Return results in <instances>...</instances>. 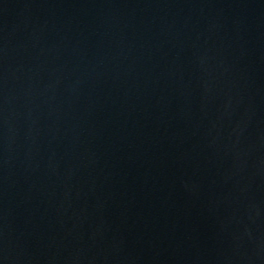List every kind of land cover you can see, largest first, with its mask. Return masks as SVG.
<instances>
[{"label":"water","instance_id":"water-1","mask_svg":"<svg viewBox=\"0 0 264 264\" xmlns=\"http://www.w3.org/2000/svg\"><path fill=\"white\" fill-rule=\"evenodd\" d=\"M0 264H264V0H0Z\"/></svg>","mask_w":264,"mask_h":264}]
</instances>
